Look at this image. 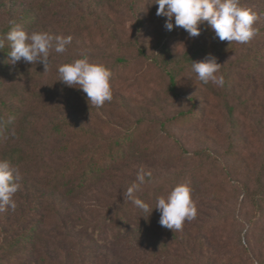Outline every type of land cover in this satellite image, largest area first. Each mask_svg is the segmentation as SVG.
<instances>
[{
    "label": "rangeland",
    "instance_id": "374dc122",
    "mask_svg": "<svg viewBox=\"0 0 264 264\" xmlns=\"http://www.w3.org/2000/svg\"><path fill=\"white\" fill-rule=\"evenodd\" d=\"M41 1L0 0V31L21 13L36 9ZM108 2L56 0L57 5L66 7L56 20L60 22L61 30L54 31L55 21L43 23L45 31L41 33L54 38L71 37L65 52L50 50L49 58L55 57L60 65L84 55L90 62L108 67L118 58L133 63L131 70L125 71L117 82L110 102H105L102 107L84 104L78 109L64 111L63 115L78 126L112 137L123 134L138 122L150 124L152 133L160 135L158 149L149 157L132 160L117 181L101 182L74 199L52 196L50 203L56 207H47L49 225L39 252L45 260L55 264H142L152 252L160 255L154 264L260 263L264 260V203L259 202L262 214L244 196L243 185L254 190L261 170L264 184V62L259 66L253 62L254 53L262 52L264 56V0H240L242 7L258 17L254 24L257 35L246 44L220 41L207 22L200 26L201 34L197 37H190L180 27L174 26L172 31H167L164 27L167 18L157 16L158 5L154 0L150 3L147 0H116L114 5ZM129 4H134L135 10H131ZM82 15L86 16L88 25L81 26L82 30L63 32L68 21ZM172 22L174 24V19ZM135 38L139 44L134 43ZM160 39L178 60L186 53L207 50L208 53L203 54L216 58L222 66L217 75L224 78L227 73L231 88L226 90L224 85L213 82L204 84L190 69L179 77L178 98L165 95V85L150 61ZM140 50H144L145 55H141ZM67 87L66 92H71L72 96L80 92L78 88ZM226 102L234 109L233 118L225 107ZM192 103L199 105L203 118L193 125L167 126V129L190 154L209 150L224 155V166L241 169V175H233L239 183L228 184L222 175L221 164L211 168L206 166L203 173L197 174L202 163L192 159L177 161L181 152L178 145L173 139L164 140L163 133L158 134L161 123ZM49 121L51 117L46 123ZM153 122L156 125H152ZM233 122L237 125L236 130H233ZM39 133L42 136L41 129ZM71 157L52 156L49 164L59 167ZM141 170L151 173L149 191L156 190L160 196L171 183L198 184L199 193L192 199L197 210L195 218L186 221L178 231L161 226L159 219L146 226L143 233L134 234L132 230L119 241L111 234L106 239L100 237L95 225L104 222L112 208L127 198V189ZM22 171H18L21 187L13 196L16 207L0 211V238L3 233L11 235L29 205L39 199L34 193L37 181L24 178ZM209 172L213 174L208 177Z\"/></svg>",
    "mask_w": 264,
    "mask_h": 264
},
{
    "label": "trees",
    "instance_id": "16d2710c",
    "mask_svg": "<svg viewBox=\"0 0 264 264\" xmlns=\"http://www.w3.org/2000/svg\"><path fill=\"white\" fill-rule=\"evenodd\" d=\"M151 1L147 0L149 3ZM115 3L116 0L108 2L109 5ZM133 5L129 4L131 10H135ZM56 6L57 8L54 9ZM65 8L64 5L62 7L57 5L56 0H43L36 9L21 13L0 31V40H3V46L0 47V160L9 161L18 171L23 169L24 178H34L33 181H37V189L34 193L36 197L39 196V199L29 205L19 222L14 225L10 233L12 236L3 233L0 238V264H55L45 260L46 258L39 252L49 225L47 216L50 212L47 207H56L55 204L50 203L52 196L60 195L61 199H74L101 182L109 179L117 181L132 160L149 157L158 149L160 135L152 133L150 124L138 122L127 128L123 134L112 137L69 121L66 115H63L64 111L78 109L89 102L86 93L82 90L75 96H72L71 92H66L67 86L59 81L58 68L61 65L55 57L49 58L46 72L43 64L39 62L32 64L21 60L15 65L10 64L8 57L11 52L10 42L4 39L7 33L17 25L29 35L41 33L45 31L43 23L48 20V23L55 21L54 31L61 30L57 16ZM88 24L86 16L82 15L79 19L68 21L62 30L63 32L71 29L79 30L81 26ZM139 24L141 28L142 21ZM139 42L135 38L134 43L139 44ZM155 47V55L150 61L165 85L164 94L176 99L179 77L192 69V62L203 59L206 56L203 53L208 51L204 52L202 49L194 53H186L178 60L163 39H160ZM139 52L145 55L144 50ZM262 54V52L253 54V62L256 66L264 62ZM106 67L112 72L110 84L113 93L117 82L122 79L125 71L131 70L133 63L128 59L118 58L111 66ZM224 80V88L226 90L231 88L227 73L224 74ZM208 89L212 92L209 86ZM63 94L65 97H62ZM225 107L233 118L234 109L227 102ZM203 114L199 105L192 103L189 108L161 123L158 134L163 133L164 140L173 139L178 145L181 152L177 161L187 162L192 159L202 163L200 171H196L197 174L203 173L206 166L211 168L221 164L222 175L227 179L228 184L239 183L233 175H241V169L224 166V155L219 156L209 150L190 154L167 129V126L193 125L203 118ZM49 117L51 121L46 123ZM152 125H156V122ZM232 126L233 130L237 129L235 122ZM40 129L43 132L42 136L39 133ZM39 137L41 138L38 139ZM227 154L234 153L227 152ZM68 155H72L71 159L63 162L59 167L49 164L52 156L62 158ZM212 174L213 172H209L208 177ZM262 178L261 170L255 180V189L243 185V192L244 196L250 199L263 214L259 204V202L264 203ZM146 181L135 196L149 204L153 209L152 213L140 211L128 198H125L112 208L110 216L104 218V222H97L95 225L100 237L106 239L111 234L114 240L119 241L132 230L134 234L143 233L146 226L160 219V212L154 209L156 199L167 197L177 184L171 183L167 191L160 196L156 190L150 193L152 180L146 178ZM204 184L205 182H202V185ZM198 186L194 182L188 185L192 199L199 193ZM209 195H212V192ZM159 258L158 253L152 252L150 258L142 264H154ZM164 258H168V253H164ZM258 264H264V260Z\"/></svg>",
    "mask_w": 264,
    "mask_h": 264
},
{
    "label": "clouds",
    "instance_id": "9594fccd",
    "mask_svg": "<svg viewBox=\"0 0 264 264\" xmlns=\"http://www.w3.org/2000/svg\"><path fill=\"white\" fill-rule=\"evenodd\" d=\"M154 3L158 5L157 16L167 18L164 25L167 31H172L175 26L184 29L190 37H197L201 34L200 26L207 22L220 41L231 44L249 43L257 35L254 27L257 14L242 7L240 0H154ZM4 39L10 42L11 52L8 57L11 65L21 60L32 64L39 62L43 64L45 72L48 70L50 50L63 53L71 43V37L54 38L48 33L29 35L19 25L9 31ZM2 46L3 40H0V47ZM221 67L211 54L203 61L192 62V71L204 84L213 82L223 86V76L217 75ZM58 74L59 81L66 86L86 93L92 106L102 107L113 98L111 70L103 64L90 62L87 55L61 65ZM150 177L151 173L141 170L136 181L127 189L126 196L140 211L151 214L153 209L150 205L135 196L147 182L146 178ZM20 179L18 170L9 161L0 160V211L6 207H16L13 196L21 187ZM154 209L161 214V226L173 231L180 230L186 221H191L197 214L191 189L187 184H178L167 197H157Z\"/></svg>",
    "mask_w": 264,
    "mask_h": 264
}]
</instances>
